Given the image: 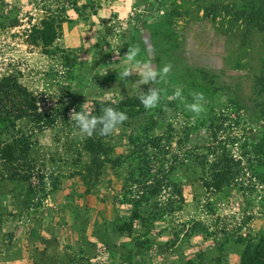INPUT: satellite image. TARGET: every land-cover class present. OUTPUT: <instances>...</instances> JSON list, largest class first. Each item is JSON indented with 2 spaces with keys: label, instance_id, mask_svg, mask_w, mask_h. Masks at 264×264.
Wrapping results in <instances>:
<instances>
[{
  "label": "rangeland",
  "instance_id": "rangeland-1",
  "mask_svg": "<svg viewBox=\"0 0 264 264\" xmlns=\"http://www.w3.org/2000/svg\"><path fill=\"white\" fill-rule=\"evenodd\" d=\"M208 1L222 6L237 0H0V76L16 79L40 97L42 110L63 107L74 97L90 112L95 100L116 103L139 93L131 83L136 75L124 80L113 64L138 46L137 61L157 69L171 65L155 85L165 98L176 88L183 90L184 99L174 100L177 110L162 115L156 127L159 133L172 125L179 143L171 150L182 154V133L195 117L211 107L230 110L235 92L250 102L253 77L264 65V35L226 33L204 17ZM49 15L64 22L51 54H46L29 44L28 34ZM167 19L173 30L165 25ZM197 95L203 104L199 114L186 107ZM234 115L229 113L232 120ZM140 121L120 125L104 141L109 154L101 158V167L93 166L82 148L84 136L63 116L55 127L36 135L33 158L44 177L42 186L33 178L7 182L0 191V264H65L73 259L90 264H239L244 240L264 236V187L245 199L229 190L210 194L177 171L173 177L181 181L182 209L149 227L135 223L132 235L116 233L113 221L122 220L128 209L118 204L129 167L127 137ZM27 126L21 121L17 130ZM247 127H235L233 135L239 137L240 128ZM255 128L244 137L255 135ZM197 134L203 133L195 132L192 140ZM245 209L250 221L244 218ZM222 229H227L225 239ZM239 236L243 241L236 244L233 239ZM137 237L142 248L135 247Z\"/></svg>",
  "mask_w": 264,
  "mask_h": 264
},
{
  "label": "trees",
  "instance_id": "trees-1",
  "mask_svg": "<svg viewBox=\"0 0 264 264\" xmlns=\"http://www.w3.org/2000/svg\"><path fill=\"white\" fill-rule=\"evenodd\" d=\"M205 4L211 5L204 8V17L218 23L220 28H225L226 33L241 32L244 38L255 33L264 35V0H237L222 6L209 1ZM75 10L79 11L77 8ZM60 21L54 15H49L37 25L31 26L29 44L40 46L46 54H51L58 39ZM165 25L173 30L174 23L169 19L165 21ZM172 39L176 40L173 36ZM251 93L250 102L235 92L228 102L230 110L215 111L211 107L206 113L197 115L182 133L183 142L180 143H186L182 154L171 150L174 142L179 143L178 139L175 141L171 124L156 133L160 117L177 110L175 101L163 96L160 104L150 110L141 104L138 98L140 93L123 96L116 103L98 100L92 102L89 113L93 116L102 115L105 107H113L126 112L128 116L122 126L130 127L133 122L141 120L132 127L133 130L127 137L131 148L127 157L129 167L125 192L118 204L128 209L122 220L117 217L113 221L117 234L132 235L135 223H140L141 227H149L154 221L163 219L166 213L182 209L181 181L177 182L173 177L177 171L181 172L182 179L200 183L210 194H222L229 190L245 199L246 196L263 192L264 65L253 77ZM67 99L69 102L63 107L54 106L42 110L40 97L27 90L16 79L0 76V191L7 182L25 183L37 178L42 183L44 177L37 167V160L33 158L36 135L55 127L62 116L75 125L74 121L66 117L68 111L84 108L74 97ZM229 113H235L234 120ZM21 121H26L29 125L24 131L17 130ZM243 123L249 128H240L239 137L237 134L234 136L235 127ZM253 126L257 131L255 135L244 137L252 132ZM76 129L79 132L77 127ZM195 132L203 134L195 135L196 139L192 140ZM109 136H101L97 128L92 136L83 137L82 148L92 157L93 166L101 167L105 163L101 158L109 154L104 144ZM240 137L244 140H240ZM234 147H237L238 156L232 153ZM166 189H169V195ZM165 193L168 198L163 202ZM247 209L244 210V218L250 221L253 217L246 213ZM238 227L237 231H240L241 228ZM196 228H201L204 234L211 236L207 228L200 225ZM219 233L223 235V239L228 237L227 229H222ZM238 239L243 241L241 236L233 241L236 244L242 243ZM243 246L239 264H264L263 235L245 239ZM135 247H143V244H138V237L135 239ZM65 264L90 263L83 259H73Z\"/></svg>",
  "mask_w": 264,
  "mask_h": 264
},
{
  "label": "clouds",
  "instance_id": "clouds-1",
  "mask_svg": "<svg viewBox=\"0 0 264 264\" xmlns=\"http://www.w3.org/2000/svg\"><path fill=\"white\" fill-rule=\"evenodd\" d=\"M163 15V10L161 11ZM140 53L138 46H131L127 49L126 54L119 60V63H113L119 68L118 74L122 79L126 80L132 74H135L137 79L131 82L135 85L137 91L140 93L139 100L145 109L156 108L162 97L165 95L164 91L155 85L171 71V65L165 64L163 67L157 69L150 63H141L137 61V56ZM117 71L116 68H113ZM106 71V69H105ZM141 85H150L147 91L140 90ZM169 100H183V90L176 88L170 96ZM199 95L195 97L193 103L187 104L186 107L199 114L203 111V104L200 102ZM70 119L75 122V126L78 128L79 133L83 136H92L93 133L99 128V134L101 136H109L118 127L128 119L126 112L117 110L113 107H105L102 111V115L93 116L89 112L84 110L73 111L70 114Z\"/></svg>",
  "mask_w": 264,
  "mask_h": 264
}]
</instances>
